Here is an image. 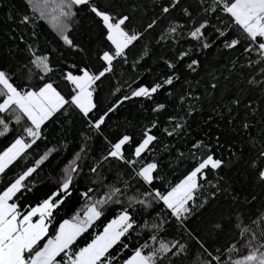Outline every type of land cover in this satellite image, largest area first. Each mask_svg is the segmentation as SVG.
Here are the masks:
<instances>
[{
	"label": "trees",
	"instance_id": "16d2710c",
	"mask_svg": "<svg viewBox=\"0 0 264 264\" xmlns=\"http://www.w3.org/2000/svg\"><path fill=\"white\" fill-rule=\"evenodd\" d=\"M41 1L0 0V75L21 95L50 85L65 100L36 127L0 86V157L18 141L27 146L0 173V197L22 179L11 199L20 219L52 205L28 254L95 207L97 220L56 262L126 213L100 264L137 252L150 264H264V37L231 14L239 0H66L55 13ZM100 14L138 40L116 51ZM86 71L89 113L72 82ZM210 158L219 166L202 170L185 213L170 210L163 196ZM152 164L147 183L141 169Z\"/></svg>",
	"mask_w": 264,
	"mask_h": 264
},
{
	"label": "rangeland",
	"instance_id": "374dc122",
	"mask_svg": "<svg viewBox=\"0 0 264 264\" xmlns=\"http://www.w3.org/2000/svg\"><path fill=\"white\" fill-rule=\"evenodd\" d=\"M72 1V0H71ZM78 3H84L87 0H73ZM42 4L47 8L49 13H55L57 9L61 10L65 6L66 0H42ZM248 9V10H246ZM55 10V11H54ZM229 11L234 13L236 16L243 15L242 18V26L246 27L251 31L255 30L258 32H253L254 35H259V33H264V0H239L233 5L230 6ZM239 13V14H237ZM100 16L104 19L105 23L110 26V38L116 48V51H123L126 47L120 41L118 35L112 30L109 19L104 14H100ZM264 37V34H262ZM113 55L106 54L104 59L110 64L113 60ZM94 75L91 72H84L80 76L72 77V82L77 90V94L74 98V102L77 106L84 112L89 113L94 108V102L92 98V90L91 85L93 83ZM0 86H2L8 93L9 99L16 100L15 102L21 107V109L31 118L36 127H40L42 122H45L50 116L51 111L47 109L39 99V95L36 93H28L26 95H21L17 93L5 80V78L0 75ZM50 89L51 91H48ZM145 89H141L138 91L137 95H142ZM42 100L46 102L52 109L55 111L58 108H61L64 105L65 100L59 95L52 86H46L45 89L39 93ZM36 97V101L32 100ZM39 97V98H38ZM31 105V106H30ZM33 111V112H31ZM126 142V140L121 141L117 144V149L121 150L122 145ZM151 142V138L148 137L137 149L136 155H141L149 143ZM26 143L24 141H18L14 143L1 157L0 164L3 163L5 168L12 165L24 152L26 149ZM24 149V150H23ZM16 157V158H15ZM15 158V159H14ZM218 167L219 162L210 158L204 163L200 168L194 171L190 176L184 179L175 189L168 192L163 196L164 203L176 214L185 213L187 209V205L189 201H191L194 197V191L198 185L199 177L202 174V170L207 167ZM4 168V169H5ZM6 168V169H7ZM155 166L148 165L141 169V176L145 182L149 183L153 180V172ZM22 179L14 183L9 189L12 192H17L22 187ZM68 184H66L63 189H67ZM51 206L50 201L44 203L40 207L35 208L30 213L34 215V218L38 217L39 221L31 220L27 223L26 220L23 221L22 225L19 227V223L21 221L18 220V228L25 232L26 235L41 237L39 240L43 239L46 235V219L49 216L51 210L49 208ZM124 218L128 216L126 213L123 214ZM27 220H30L28 218ZM20 246V242L18 239H15L12 242L8 240H2L0 242V264L4 261H7V264H17L18 258V249ZM15 254V255H13ZM8 260L6 258H2V256H11ZM11 262H10V261ZM36 262V261H35ZM35 262L33 264H35ZM235 264H243V262L238 261Z\"/></svg>",
	"mask_w": 264,
	"mask_h": 264
},
{
	"label": "crops",
	"instance_id": "0c3cea01",
	"mask_svg": "<svg viewBox=\"0 0 264 264\" xmlns=\"http://www.w3.org/2000/svg\"><path fill=\"white\" fill-rule=\"evenodd\" d=\"M231 14L236 18V20L240 24H242L241 22L243 15L236 16L234 13H232V11ZM246 30L252 36H259L264 34L261 32L259 33V35H254L253 32H256L255 30L251 32L248 28H246ZM258 32H256L255 34H257ZM47 90L51 91L50 89ZM38 95L40 97L38 98L41 100L43 105L47 107L49 111H51V116H52L53 115L52 109H50L49 105L42 100L40 94ZM33 98L34 96L32 97V100L35 102L36 97L35 99ZM43 123L44 122H42L41 124ZM4 168L5 166L3 165V163H1L0 173L4 170ZM9 189L0 197V242L2 240H8L9 242L14 241L15 239L19 240L20 246L18 249V253H16L18 254L17 264H26V261L30 259H32V264L35 261H36L35 264H61L56 262V260H58V258L62 255V253L66 251L74 243V241L77 238H79L83 234V232L99 217V213L96 210V208L90 207L82 219L65 221L60 226L58 235L54 239L49 240L41 250L33 254H28L31 251H33V249L37 246L38 242L40 241L39 238L41 237H37V236L29 237L30 235H33V233H31L30 235H26L22 229L21 231L18 228L16 229V226L18 225V220L21 221V223H19V227H20L24 220H26L28 223L31 220H35L36 222H38L39 219L38 217L34 218V215H32L31 213L28 214L25 218L20 219L17 213V206L11 203V199L18 191L12 192ZM49 208L51 210L52 205L49 206ZM28 218H30V220H27ZM128 224H129V215L126 216L125 218L124 216L119 217L114 222H112L104 230V232L100 236H98L92 243H90L87 247L81 250L75 258L64 261V264H100L101 258L119 241L120 237L123 234L124 228L128 226ZM13 255L2 256V258H6L8 260ZM1 264H7V261L6 262L3 261ZM124 264H150V262L147 260L146 256L142 252H137L131 258H129Z\"/></svg>",
	"mask_w": 264,
	"mask_h": 264
},
{
	"label": "built area",
	"instance_id": "2783aa9c",
	"mask_svg": "<svg viewBox=\"0 0 264 264\" xmlns=\"http://www.w3.org/2000/svg\"><path fill=\"white\" fill-rule=\"evenodd\" d=\"M114 30L117 32L121 42L125 45V46H129L134 44L137 40H138V36L133 35V34H129L128 32H126L121 25H116L114 26ZM26 264H32V259L27 260Z\"/></svg>",
	"mask_w": 264,
	"mask_h": 264
},
{
	"label": "clouds",
	"instance_id": "9594fccd",
	"mask_svg": "<svg viewBox=\"0 0 264 264\" xmlns=\"http://www.w3.org/2000/svg\"><path fill=\"white\" fill-rule=\"evenodd\" d=\"M116 25H119V24H116ZM116 25H114V26H116ZM114 26H112V30H114ZM115 31V30H114ZM116 32V31H115ZM116 34H117V32H116ZM118 35V34H117ZM119 37V36H118ZM120 39V38H119ZM121 41V40H120ZM126 47V46H125Z\"/></svg>",
	"mask_w": 264,
	"mask_h": 264
}]
</instances>
